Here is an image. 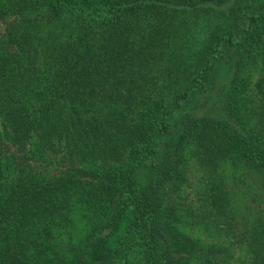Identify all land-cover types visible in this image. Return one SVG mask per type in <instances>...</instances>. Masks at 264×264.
Returning <instances> with one entry per match:
<instances>
[{
  "label": "trees",
  "instance_id": "trees-1",
  "mask_svg": "<svg viewBox=\"0 0 264 264\" xmlns=\"http://www.w3.org/2000/svg\"><path fill=\"white\" fill-rule=\"evenodd\" d=\"M0 25V264H264V0Z\"/></svg>",
  "mask_w": 264,
  "mask_h": 264
},
{
  "label": "rangeland",
  "instance_id": "rangeland-1",
  "mask_svg": "<svg viewBox=\"0 0 264 264\" xmlns=\"http://www.w3.org/2000/svg\"><path fill=\"white\" fill-rule=\"evenodd\" d=\"M4 28H5V26L4 25H0V39H2V37H3V34H4ZM216 86H217V84H216ZM200 112H201V110H200ZM192 171H193V173H192V181L193 182H196L197 181V178L198 177H200L199 176V172H196L195 170H193L192 169ZM51 173H55V171H51ZM196 176V177H195Z\"/></svg>",
  "mask_w": 264,
  "mask_h": 264
}]
</instances>
